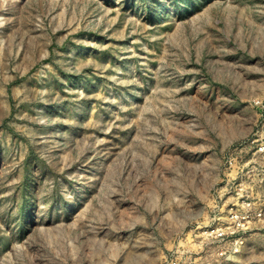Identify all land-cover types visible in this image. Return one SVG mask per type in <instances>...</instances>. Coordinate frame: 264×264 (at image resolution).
Returning a JSON list of instances; mask_svg holds the SVG:
<instances>
[{"label":"rangeland","instance_id":"374dc122","mask_svg":"<svg viewBox=\"0 0 264 264\" xmlns=\"http://www.w3.org/2000/svg\"><path fill=\"white\" fill-rule=\"evenodd\" d=\"M235 215L264 264V0H0V264H207Z\"/></svg>","mask_w":264,"mask_h":264},{"label":"built area","instance_id":"2783aa9c","mask_svg":"<svg viewBox=\"0 0 264 264\" xmlns=\"http://www.w3.org/2000/svg\"><path fill=\"white\" fill-rule=\"evenodd\" d=\"M236 217V218H235ZM238 216H232V225L223 227L218 225L206 226L205 231L202 233L203 237L207 240L206 245H215L212 249L205 252L207 264H223L227 261H233L242 252V236ZM198 252L185 250L181 255H173L167 257L163 264H196Z\"/></svg>","mask_w":264,"mask_h":264}]
</instances>
